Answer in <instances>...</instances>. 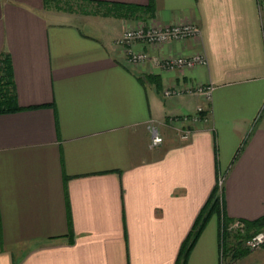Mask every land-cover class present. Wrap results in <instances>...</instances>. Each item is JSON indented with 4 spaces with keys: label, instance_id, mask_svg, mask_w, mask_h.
<instances>
[{
    "label": "crops",
    "instance_id": "1",
    "mask_svg": "<svg viewBox=\"0 0 264 264\" xmlns=\"http://www.w3.org/2000/svg\"><path fill=\"white\" fill-rule=\"evenodd\" d=\"M148 2L88 0L106 9ZM259 12L257 0H153L145 19H88L43 0H0V53L10 57L19 107L0 113V264H176L220 178L225 217L264 215ZM188 23L199 36L134 43L143 64H129L114 42L127 28ZM194 54L206 65L169 72L152 62ZM179 76L211 85L210 99L161 103ZM197 106L206 122L183 140L166 118ZM219 231L213 215L186 264H220Z\"/></svg>",
    "mask_w": 264,
    "mask_h": 264
},
{
    "label": "built area",
    "instance_id": "2",
    "mask_svg": "<svg viewBox=\"0 0 264 264\" xmlns=\"http://www.w3.org/2000/svg\"><path fill=\"white\" fill-rule=\"evenodd\" d=\"M259 13L261 7L264 5V0H257ZM264 25V24H263ZM199 36V28L196 24L188 23L184 25H168L165 27L159 26H147L142 25L135 28H127L122 35L118 37L114 42L116 45L123 47L126 55V61L131 65L143 64L146 61V52L143 50L134 51V43H143L154 47H159L163 44H167L174 41H184L189 38ZM154 65H158L162 71H183L191 69L196 66H204L207 61L203 55L194 54L190 56H175V57H155L152 60ZM213 87L211 85L197 84L192 89L181 90V85H169L162 88L161 94L164 98L173 97V95H179L181 93H188L200 97L203 101L210 99L211 91ZM206 122L205 109L202 106H197L195 113L183 116H167L166 124L173 128L176 134L183 140H186L192 130ZM150 133V145L157 146L162 143V137L158 128L155 125L149 126ZM221 178L219 184H221ZM226 229L240 233L244 231L243 222L239 219L233 220ZM222 232V228H221ZM242 237V235H241ZM264 244V229L250 234L249 236H243L241 238V245L245 249L254 250L261 247ZM225 253L222 245H220V264H223Z\"/></svg>",
    "mask_w": 264,
    "mask_h": 264
},
{
    "label": "trees",
    "instance_id": "3",
    "mask_svg": "<svg viewBox=\"0 0 264 264\" xmlns=\"http://www.w3.org/2000/svg\"><path fill=\"white\" fill-rule=\"evenodd\" d=\"M50 0H43V5L46 7ZM51 1H59V0H51ZM69 1L70 4H66L61 8L57 6L56 9L65 10L66 12H78L79 10L74 9L73 6H82L83 3H88V0H66ZM90 2V1H89ZM59 3V2H57ZM98 7H103L102 3H99ZM153 6V0H149L148 4L145 6L140 5H116L112 9L113 14H117L119 17H137L145 19L149 14L150 10ZM106 7V6H105ZM108 9V8H107ZM261 12L264 13V5L261 7ZM19 107L16 104L15 92H14V84L12 79V71H11V60L7 53H0V113L13 112L18 110ZM219 179L216 182V185L213 187L211 193L209 194L206 202L201 207L200 211L196 215L185 239L182 241L176 264H186L188 256L194 247L196 241L198 240L200 234L208 223L209 219L213 215H217L219 220V230L222 227H227L233 220L225 217L221 210L220 203V187H219ZM244 225V236H249L250 234L257 232L264 228V215L254 220H242ZM219 234L220 231H219ZM223 251L225 255L229 252V249H236V243L239 242L234 241V245L230 246L229 236H223ZM221 240V239H220ZM241 242V241H240ZM242 253L241 250H235L234 257L238 254Z\"/></svg>",
    "mask_w": 264,
    "mask_h": 264
},
{
    "label": "rangeland",
    "instance_id": "4",
    "mask_svg": "<svg viewBox=\"0 0 264 264\" xmlns=\"http://www.w3.org/2000/svg\"><path fill=\"white\" fill-rule=\"evenodd\" d=\"M59 2V3H57ZM70 4L69 1H66V0H59V1H49L48 4L46 5V9H52L54 11H62V12H66L65 10H59V9H56L57 6H60L61 8H63V6H65L66 4ZM82 6H73L74 9H77L79 10L77 13L75 14H78V15H84L86 16L88 19H92V18H95V19H100L102 17V14H110L112 13V9H114L113 7L112 8H108L106 9L105 7H102V8H99L97 9L98 7L97 6H94V5H90L88 3H83L81 4ZM94 10H96L97 13H99L98 15H96L94 13ZM93 16H97V17H93ZM179 80L176 81V82H173L169 85H181V90H188V89H192L193 87H195V85H197V83L193 82L191 79H183L182 77L179 76V78L177 79ZM169 85H165L163 87H166V86H169ZM162 91V89H161ZM193 94V93H192ZM192 94H188V93H181L179 95H173V97H170V98H164L161 94V103H162V100L165 102L167 101L168 99H173V98H185L187 96H191ZM192 104L190 105V107L188 108H192ZM184 112V111H183ZM193 112V111H192ZM182 113V111H181ZM191 113V112H190ZM183 115H189V114H183ZM183 115H180V116H183ZM168 116H173V115H168ZM175 117V116H173ZM222 179V178H221ZM219 184V182H218ZM220 185V184H219ZM264 229V228H263ZM220 245H222L223 243V236H229V242H230V246L234 243V241H239L237 242L235 245H236V249L232 250L231 248L229 249V252H227V254L224 256V261H223V264H264V244L257 248V249H254V250H249V249H245L242 245H241V238L243 239V236L245 234V231L242 232V234L240 233H235L234 231H228L225 227H222V232L220 230ZM242 235V237H241ZM241 250L242 253L238 254L237 256L234 257V253H235V250Z\"/></svg>",
    "mask_w": 264,
    "mask_h": 264
}]
</instances>
